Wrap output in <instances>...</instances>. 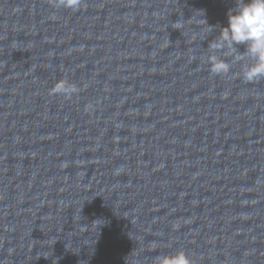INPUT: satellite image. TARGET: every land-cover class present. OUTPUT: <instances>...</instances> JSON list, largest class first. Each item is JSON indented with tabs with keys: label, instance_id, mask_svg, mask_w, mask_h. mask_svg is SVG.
Masks as SVG:
<instances>
[{
	"label": "water",
	"instance_id": "obj_1",
	"mask_svg": "<svg viewBox=\"0 0 264 264\" xmlns=\"http://www.w3.org/2000/svg\"><path fill=\"white\" fill-rule=\"evenodd\" d=\"M235 3L0 0V264H264V78L212 47Z\"/></svg>",
	"mask_w": 264,
	"mask_h": 264
},
{
	"label": "clouds",
	"instance_id": "obj_2",
	"mask_svg": "<svg viewBox=\"0 0 264 264\" xmlns=\"http://www.w3.org/2000/svg\"><path fill=\"white\" fill-rule=\"evenodd\" d=\"M82 0H56V6L77 10ZM226 26H221L219 39L212 45L214 49L227 48L229 52H237L243 46L244 55L251 64L244 66L242 76L245 81L255 82L264 78V0H236L235 6L229 8ZM214 27V26H213ZM210 72L227 74L231 65L213 55L209 61ZM77 87L66 79L58 80L52 89L53 94L71 97ZM157 264H192L183 250L157 257Z\"/></svg>",
	"mask_w": 264,
	"mask_h": 264
}]
</instances>
